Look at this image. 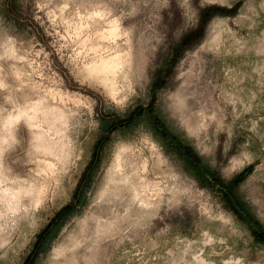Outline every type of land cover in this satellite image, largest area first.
I'll use <instances>...</instances> for the list:
<instances>
[{
  "label": "rangeland",
  "instance_id": "rangeland-1",
  "mask_svg": "<svg viewBox=\"0 0 264 264\" xmlns=\"http://www.w3.org/2000/svg\"><path fill=\"white\" fill-rule=\"evenodd\" d=\"M0 264H264V0H0Z\"/></svg>",
  "mask_w": 264,
  "mask_h": 264
},
{
  "label": "trees",
  "instance_id": "trees-1",
  "mask_svg": "<svg viewBox=\"0 0 264 264\" xmlns=\"http://www.w3.org/2000/svg\"><path fill=\"white\" fill-rule=\"evenodd\" d=\"M213 9L214 8H208V10H206V12H204V14L203 15H205V14H210L212 11H213ZM206 18H209V16L207 17L206 16ZM208 20V19H207ZM199 30H195L194 31V34H196V35H198L199 34ZM182 148H186L187 150H188V155L189 156H193L194 154H193V152L190 150V147H188V146H181ZM215 174V173H214ZM244 175V174H243ZM243 175H241V176H235L234 178H232L231 180H225V179H223L222 177H220V176H218V175H214V178L216 179V181H218V182H220L221 183V187H222V191H223V194L226 196V197H230L231 196V193H233V192H236V190H237V187H238V185H239V183L241 182V180H242V176ZM229 203H231V202H229ZM242 210L244 209V208H248V205L246 204V203H242ZM232 206L234 207V208H237L238 206H236V205H233L232 204ZM245 210V209H244ZM241 211V210H240ZM242 212V211H241ZM249 215V214H248ZM253 222L255 223V225H257L258 227L260 226V223L259 222H257L256 220H253ZM260 232H259V231ZM257 230V228H255L254 229V232L256 233V235L259 237L260 235H261V233L263 232V230H261V228L259 227V229Z\"/></svg>",
  "mask_w": 264,
  "mask_h": 264
}]
</instances>
